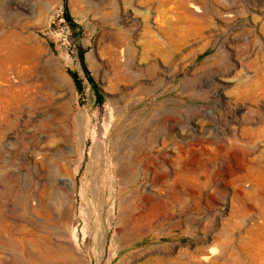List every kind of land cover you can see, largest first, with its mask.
<instances>
[{
	"label": "rangeland",
	"instance_id": "374dc122",
	"mask_svg": "<svg viewBox=\"0 0 264 264\" xmlns=\"http://www.w3.org/2000/svg\"><path fill=\"white\" fill-rule=\"evenodd\" d=\"M0 264H264V0H0Z\"/></svg>",
	"mask_w": 264,
	"mask_h": 264
},
{
	"label": "trees",
	"instance_id": "16d2710c",
	"mask_svg": "<svg viewBox=\"0 0 264 264\" xmlns=\"http://www.w3.org/2000/svg\"><path fill=\"white\" fill-rule=\"evenodd\" d=\"M63 16H64V18H65L66 20H68V21L71 20V19H70V16H69L68 13L66 12V10L64 11V15H63ZM80 60H81L82 67H83V70H84V72H85L87 78H88V79L91 81V83L94 85L93 80H92L91 77L89 76L88 70H87V68H86V66H85V64H84V61H83V54H82V52H80ZM94 91H95L96 96L100 99V93L98 92V90H97V89H94Z\"/></svg>",
	"mask_w": 264,
	"mask_h": 264
},
{
	"label": "bare ground",
	"instance_id": "6f19581e",
	"mask_svg": "<svg viewBox=\"0 0 264 264\" xmlns=\"http://www.w3.org/2000/svg\"><path fill=\"white\" fill-rule=\"evenodd\" d=\"M193 8H195L193 5H191ZM196 9V8H195ZM39 251V250H38ZM40 255H38L40 258H44L45 259V257H49V254L47 253L48 251L47 250H42V249H40ZM49 253H51L50 251H49ZM70 257V255H67V258H69ZM43 259V260H44ZM50 259H51V255H50ZM45 261V260H44Z\"/></svg>",
	"mask_w": 264,
	"mask_h": 264
}]
</instances>
